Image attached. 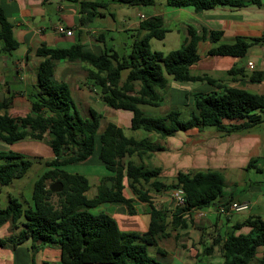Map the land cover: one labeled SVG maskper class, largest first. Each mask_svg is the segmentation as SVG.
<instances>
[{
    "label": "trees",
    "instance_id": "obj_1",
    "mask_svg": "<svg viewBox=\"0 0 264 264\" xmlns=\"http://www.w3.org/2000/svg\"><path fill=\"white\" fill-rule=\"evenodd\" d=\"M67 1L80 4L86 22L104 15L97 10L103 5L101 2ZM120 1L129 5L156 3V0ZM248 1L261 5V0H166L170 6L191 7L197 13L221 5L241 7ZM167 31L164 17L160 14L142 19L137 37L126 56L113 49L97 54L85 49L80 42L67 48L42 44L36 50L43 60L37 69V87L30 94L31 112L14 116L8 111L13 96L1 99L0 140L8 144L24 139L43 141L48 134L52 158L45 161L47 168L35 182L32 205L24 207L16 197L10 196L8 205L0 208V226L8 220L15 223L25 217L23 227L17 234L0 237V246L8 243L17 245L30 239L36 252L44 245H57L62 252L58 264H161L149 253L148 246L155 244L159 237L170 235L167 231L168 212L162 205L153 204L148 190H144L143 186L138 188L136 184L148 183L157 191L163 188H181L184 191L186 205L177 208L171 221V225L178 227L186 223L179 213L208 207L223 195L226 181L220 170H180L176 182L166 185L157 179L160 168H148L131 158L124 161L125 157H132L136 153L164 150L165 147L127 136L123 128L113 121L104 126L103 114L93 107L89 108V116L84 117L69 83L54 78L55 60L89 63L92 68L88 78L100 89V93L99 90L97 93L101 99L112 108L132 111V129L154 131L163 137L176 131L205 126L230 133L262 121L259 112L264 111V94L227 86L207 73L191 72V66L200 59L199 41L209 38L216 42L222 35L221 31L204 30L199 34L194 26L189 25L188 37L180 47L168 52L153 50L151 39H163ZM0 41L1 49L6 52L20 45L14 36L13 24L1 5ZM251 43L247 38L237 37L233 43L213 46L208 54L241 57L247 53ZM124 70H128V74L122 82ZM243 71L242 67L235 66L228 70L229 74ZM167 75L180 82L205 81L217 89L194 94L195 108L188 119H181L177 109L159 116L145 114L140 105L158 106L163 101L158 88L167 86ZM250 77L254 81L259 80L261 74L253 72ZM136 83L139 84L138 89ZM98 142L99 158L114 174L103 176L97 194L88 197V176L69 171L68 167L90 159L96 152ZM32 164L33 161L20 151L0 150V184L7 185L13 179L22 177ZM125 177L131 179L130 187L138 194L139 200L150 203L151 220L144 233L123 231L112 215L91 210L101 203L118 201L125 203L134 213L133 199L123 193ZM54 182H61L62 190L53 192L51 185ZM54 196H57L56 200ZM238 225H248L252 229L247 234L231 233L223 240L218 237L205 248V253L211 254L215 245L219 244L223 264H248L255 259L258 248L264 246V219L250 217ZM258 264H264V257L258 258Z\"/></svg>",
    "mask_w": 264,
    "mask_h": 264
},
{
    "label": "crops",
    "instance_id": "obj_2",
    "mask_svg": "<svg viewBox=\"0 0 264 264\" xmlns=\"http://www.w3.org/2000/svg\"><path fill=\"white\" fill-rule=\"evenodd\" d=\"M66 1L0 0V5L13 24L14 36L20 42L19 47L16 48L17 55L14 62L16 76L9 79L5 70L0 68V100L13 96L8 111L14 116L23 115L20 112L22 108L26 110L24 115L31 112V93L28 92V88L31 86L35 90L37 87V69L43 57L37 55L36 50L42 44L49 47L67 48L80 42L85 49L97 54L107 50L103 31L106 28L110 29L104 24L98 23L99 17L107 16L105 11L107 7H104V3L107 6V2L104 0H89L101 2L103 5L97 7V10L103 12L104 15L94 17V19L86 22L80 4ZM137 6L139 19L132 24L133 28L137 30V34L140 21L157 14L164 17L165 26L168 29L163 39H167L168 34H170L176 37L175 40H180L181 45L188 37L187 29L189 25L194 26L199 34H202L204 30L208 32L221 31L222 35L216 42L211 41L209 38L199 41L198 53L200 59L191 66V72L193 74L207 73L227 86H237L254 93L264 94V0H261V5L248 1L241 7L221 5L201 13H197L191 7L170 6L166 0L163 2L156 0L155 4H137ZM59 26L72 29L74 34L68 36L58 32ZM119 30H125V28L117 29V31ZM237 37H244L252 41L244 56L208 54V50L213 46L233 43ZM175 46L178 47L179 45ZM7 60H9L7 55L0 54V67L6 68L8 66ZM249 62L254 63L255 67L253 69L248 66ZM55 63L54 78L57 81L68 82L70 88L72 87L76 91L80 102L86 103L89 107L103 102L99 95L97 96L92 92L93 88L97 89L88 78V72L92 68L89 63L68 59L55 60ZM234 66L242 67L244 69L243 73L229 74L228 70ZM76 67H79L80 70H86L87 74L84 75L79 69H72ZM218 72L221 73L218 74ZM253 72L261 74L259 80L254 81L251 79L250 75ZM127 74L128 70L122 72V82ZM167 78L169 80L167 86L164 89L158 88L163 96L161 103L166 100V95L169 94L177 102L175 104L176 102L173 101V105H178L180 102L188 104V99L192 97L193 101L189 104L193 105L195 93L210 92L217 89L214 85L205 81L202 83L203 88H190L183 86V84L176 83L177 85H175L171 75H167ZM89 81L92 83H89ZM13 83H20L21 86L26 88H17L11 91ZM135 87L138 89L139 84L136 83ZM140 107L147 114L148 107L157 106L142 104ZM113 109L118 111L117 114L110 112L108 116H105L104 126L107 122L113 121L123 128L127 136L142 140L144 137L132 133V131H135L137 134L140 130H134L131 127L132 111ZM259 113L262 115L261 122L230 133L219 131L216 127H193L185 130L187 133L180 130L165 138L154 131H149L150 135L164 141L160 144L165 149L139 152L132 157L123 159L126 161L131 158L137 164L146 167L147 164L151 166L148 168H160L161 173L157 179L166 185L176 182L180 170L213 169L220 170L225 175L226 184L223 195L218 197L212 205L203 208L206 215L199 216L194 211L179 213L186 219V223L182 227L171 225L172 218L177 213L178 208L172 197L174 188H163L157 191L150 185L155 190L153 192L143 183L145 185L143 189L148 190L153 204L162 205L168 212L167 221L169 226L167 231L170 232V235L159 237L157 242L153 244L157 247L158 253L163 254L162 257L168 264H223L224 258L219 244L215 245L211 254H206L205 248L216 239L218 240V237L223 240L231 233H250L252 227L248 225L239 227L238 225L247 218L261 217L264 219V111ZM189 130H192L193 135L189 134ZM99 152L100 142H98L96 152L92 157L83 163H90V168L83 165L77 171L89 178L90 188L86 192L88 197L97 194L98 185L101 183L103 176L114 174L100 160ZM173 155L175 157L172 159ZM51 158L50 155L49 159ZM174 159L175 162L172 163ZM252 169H255L261 176L255 175L252 178L250 176ZM167 178L170 180H166ZM130 183L131 179L127 177L123 179V193L126 197L133 199L134 213L129 211L125 203L118 201L104 202L91 210L95 213L104 211L112 215L123 231L144 233L148 230L151 220V206L149 202L139 200L138 194L130 187ZM136 185L138 188L142 187L140 183ZM90 190L91 195L88 194ZM234 200H243L250 203V209L245 211L246 215L244 217L237 218L239 212L229 214L218 212L220 204ZM24 221L25 217H22L15 223L8 220L2 224L0 229L3 227V229H6L7 227V232L5 235H0V237L17 234L23 227ZM1 231V234H3V230ZM153 245H149L148 250ZM260 249H263V253L257 255V259L253 260L256 261V264H258V258L264 257V246L258 248L257 254ZM61 257V249L53 244L44 245L35 252L30 239L17 245L8 243L0 246V264H58Z\"/></svg>",
    "mask_w": 264,
    "mask_h": 264
},
{
    "label": "rangeland",
    "instance_id": "obj_3",
    "mask_svg": "<svg viewBox=\"0 0 264 264\" xmlns=\"http://www.w3.org/2000/svg\"><path fill=\"white\" fill-rule=\"evenodd\" d=\"M107 2V8L105 9L107 16L98 19V23L104 24L106 27H108L110 30H108L107 28L104 29L103 31V35H104V43L107 47V50H115L117 51L121 56H126L128 55V53L131 50V46L134 43L136 37H137V30L135 28H133L134 26H132V24L135 21H138L139 16H138V6L137 5H129L123 1L120 0H104ZM158 1H165V0H158ZM68 2V1H66ZM70 2V1H69ZM112 13V15H110ZM58 20V17H57ZM121 28H125V30H119L117 31V29H121ZM179 38V37H178ZM176 37H173V35L168 34L167 39H157V38H153L151 39V46L153 50H161L164 52H168L172 49H175L177 46L175 45H179L178 47H180L181 42H179L180 40H175ZM180 39V38H179ZM0 47H1V41H0ZM177 47V48H178ZM0 54L2 55H7L9 57L8 61V66L5 67H0L1 69L5 70L6 75H8L9 79H13L16 76V66L14 64L15 59H16V55H17V49H13L11 51H0ZM72 69H79V67L76 68H72ZM196 69V68H195ZM82 71V73L84 75L87 74L86 70H80ZM221 72H218V74H220ZM59 76H60V71H59ZM72 82V80H71ZM91 81H89L90 83ZM174 84H183V86L185 87H197V88H203V82H183L180 83L173 80ZM92 83V82H91ZM177 83V84H176ZM73 84V82H72ZM208 86V85H206ZM13 91L14 89L17 88H21L24 89L26 88L25 86H21L20 83L15 84L13 83L11 86ZM210 87V85H209ZM97 90H95L94 88L92 89V92L94 94H96L98 96L97 91L100 93V89H98L96 87ZM34 89L28 88V92H33ZM71 91H72V95L74 97V100L77 104V107L79 109V111L81 112V114L84 117H88L89 116V108L93 107L96 110H98L99 112H101L103 114V121H105L104 117L108 116L109 113H114L117 114V110L113 109L112 107L108 106L104 101L101 102L100 104H96V105H92V106H88L86 103H82L79 101L76 91L71 87ZM13 93V92H12ZM100 97V96H99ZM174 102H176V100L172 99V96H170L169 94L166 95V100L161 103L159 106L157 107H148L146 110L147 114L149 115H153V116H159V115H164L166 114L168 111L173 109H177L180 111V118L181 119H188L191 115V112L194 110V105H191L189 103H191L193 101V97L191 99H188V104H182L181 102L178 105H173ZM173 103V104H172ZM177 104V102L175 103ZM18 109V108H16ZM20 110V109H18ZM26 110H23V108L20 110L21 113H25ZM22 114H19L17 116H21ZM102 121V123H103ZM206 128H214L213 126H205ZM196 130V129H195ZM139 132L136 134L135 131H132L133 135H141V137H144L143 139L148 141V142H153L155 144H160V143H164L163 140L156 138V136H152L150 135L149 131H146L144 129H140L138 130ZM186 132V131H185ZM188 132H190V135H193L192 130H189ZM187 133V132H186ZM151 136V137H148ZM167 136H165L166 138ZM49 141H50V135H46V138L43 141H36V140H30V139H24V140H20L15 142L14 144H8L2 140H0V150H16V151H20L22 153L25 154V157L28 159H31L33 161L32 166L28 169V171L19 178L13 179L9 184L7 185H2L0 184V208H5L8 203H9V197L13 196L16 197L20 202L23 203L24 207H28L29 205L33 204V189H34V185L36 180L40 177V175L46 170V165H45V161L46 159H49L50 157V148H49ZM175 156H172V159ZM175 162V159L173 160L172 163ZM76 163L73 165H70L68 167L69 171L72 172H77L79 171V169L81 168V166H85L90 168L89 166H91L90 163ZM147 167H151L148 166ZM253 175V176H252ZM255 175H259L261 176L260 173H258L255 169H252L250 176L253 178ZM262 178V177H261ZM160 179V178H159ZM166 180H170L169 178H167ZM92 181V180H91ZM146 185V187H149V189L151 191H155L154 189H152L150 187V184L148 183H144ZM145 185H141L144 186ZM173 193V191H172ZM89 195H91V190L88 192ZM173 197V194H172ZM54 200L57 199V196L53 197ZM175 201V200H174ZM238 217L237 218H242L246 215L245 211H241L239 213H237ZM4 228V227H3ZM0 229V235H5V233L7 232V227L6 229ZM3 230V234L2 231ZM260 252V253H259ZM257 255L262 254L263 253V249H260ZM149 253L158 261L161 262V264H168V262H165L164 258L162 257L163 254H159L157 247L155 245L150 246L149 247ZM257 257L253 260H256ZM251 261L248 264H256V261Z\"/></svg>",
    "mask_w": 264,
    "mask_h": 264
},
{
    "label": "built area",
    "instance_id": "obj_4",
    "mask_svg": "<svg viewBox=\"0 0 264 264\" xmlns=\"http://www.w3.org/2000/svg\"><path fill=\"white\" fill-rule=\"evenodd\" d=\"M58 32L64 33L68 36H71L74 34L72 29H66L64 26H59ZM248 66L251 69H253L255 67L253 62H249ZM173 198L175 200L176 206L182 207V206L186 205V195L181 188H175L173 190ZM249 209H250V203L248 201H243V200H234V201H231V202L226 203V204H220L218 206V212H220L222 214L247 211ZM193 211L199 216L206 215V211L203 208L194 209Z\"/></svg>",
    "mask_w": 264,
    "mask_h": 264
},
{
    "label": "water",
    "instance_id": "obj_5",
    "mask_svg": "<svg viewBox=\"0 0 264 264\" xmlns=\"http://www.w3.org/2000/svg\"><path fill=\"white\" fill-rule=\"evenodd\" d=\"M108 184H109V186H111V184H112L111 180L108 181ZM62 188H63V184L61 182H54L51 185V189L53 192H58V191L62 190Z\"/></svg>",
    "mask_w": 264,
    "mask_h": 264
}]
</instances>
